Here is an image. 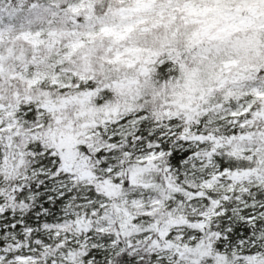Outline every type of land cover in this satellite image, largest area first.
<instances>
[{
	"label": "snow or ice",
	"instance_id": "snow-or-ice-1",
	"mask_svg": "<svg viewBox=\"0 0 264 264\" xmlns=\"http://www.w3.org/2000/svg\"><path fill=\"white\" fill-rule=\"evenodd\" d=\"M0 264H264V0H0Z\"/></svg>",
	"mask_w": 264,
	"mask_h": 264
}]
</instances>
